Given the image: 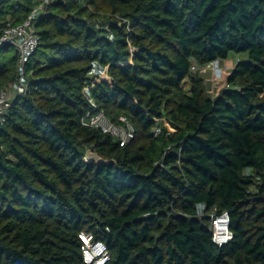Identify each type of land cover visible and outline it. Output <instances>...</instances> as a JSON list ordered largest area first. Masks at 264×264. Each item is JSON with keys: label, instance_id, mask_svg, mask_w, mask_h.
<instances>
[{"label": "trees", "instance_id": "obj_1", "mask_svg": "<svg viewBox=\"0 0 264 264\" xmlns=\"http://www.w3.org/2000/svg\"><path fill=\"white\" fill-rule=\"evenodd\" d=\"M39 3L0 0V26ZM37 29L28 91L0 125V264H87L83 231L106 264H264V0H50ZM9 46L0 91L18 77ZM231 53L245 57L211 94L192 66ZM88 85L133 124L126 144L83 124ZM213 208L229 213L222 245Z\"/></svg>", "mask_w": 264, "mask_h": 264}, {"label": "built area", "instance_id": "obj_2", "mask_svg": "<svg viewBox=\"0 0 264 264\" xmlns=\"http://www.w3.org/2000/svg\"><path fill=\"white\" fill-rule=\"evenodd\" d=\"M49 3L50 0H40V3L34 6L28 17L19 23H14L10 17L2 20V25L0 26V48L6 45L14 46L19 58L18 77L0 91V125L6 123L13 99L17 95L25 94L28 91L29 73L27 71V64L30 62L31 57L41 41L37 23L40 15L44 13ZM220 64L221 62L219 60H215L205 66L194 63L192 70L194 72H200L201 74H208L212 71L214 75L221 77L223 68ZM107 69L108 66L103 69V67L95 62L90 73L95 75L100 74L99 77L103 78L107 77ZM90 88V85L86 86L84 93L95 108L83 117V124L99 128L104 133H109L117 138L121 145L126 144L134 137L135 128L133 124L126 121L125 118H122L125 124H117L110 120L103 110H98L91 95ZM160 131L161 129L159 127L155 128L156 134L160 133ZM197 207L199 213L205 215L206 205L200 203ZM211 216L213 240L219 245L229 242L233 235L229 227L230 218L228 211L217 213V209L213 208ZM81 237L84 241L83 254L87 264H106L110 260L111 255L104 241L95 239L89 231H83Z\"/></svg>", "mask_w": 264, "mask_h": 264}, {"label": "rangeland", "instance_id": "obj_3", "mask_svg": "<svg viewBox=\"0 0 264 264\" xmlns=\"http://www.w3.org/2000/svg\"><path fill=\"white\" fill-rule=\"evenodd\" d=\"M13 53H15V47L14 46H9V49L5 53L4 56L7 57L9 55H12ZM244 57H245V54H243V53H241V54L231 53L229 58L224 60V61H222L221 64H220L222 66V68H223V73L229 71L238 58H244ZM205 76L212 81V86H213L212 88L215 89L214 91H212L211 94L216 93V90H219L220 88H222L224 86L223 74H222L221 77H217L216 75L213 74L212 71H210L208 73V75L206 74ZM184 86L187 89H189V87H190L189 82L188 81L184 82Z\"/></svg>", "mask_w": 264, "mask_h": 264}, {"label": "water", "instance_id": "obj_4", "mask_svg": "<svg viewBox=\"0 0 264 264\" xmlns=\"http://www.w3.org/2000/svg\"><path fill=\"white\" fill-rule=\"evenodd\" d=\"M87 158L89 161L96 160L97 162H109L105 159H103L97 152L93 151L92 149L88 150Z\"/></svg>", "mask_w": 264, "mask_h": 264}]
</instances>
